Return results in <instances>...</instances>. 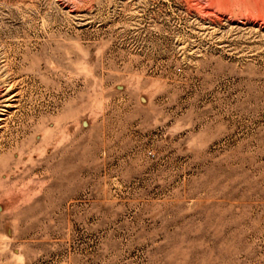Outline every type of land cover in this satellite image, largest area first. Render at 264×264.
I'll return each instance as SVG.
<instances>
[{
	"label": "rangeland",
	"instance_id": "rangeland-1",
	"mask_svg": "<svg viewBox=\"0 0 264 264\" xmlns=\"http://www.w3.org/2000/svg\"><path fill=\"white\" fill-rule=\"evenodd\" d=\"M0 264H264V0H0Z\"/></svg>",
	"mask_w": 264,
	"mask_h": 264
}]
</instances>
